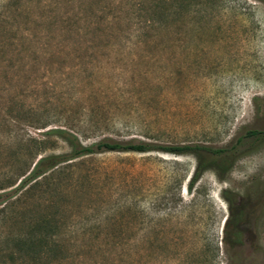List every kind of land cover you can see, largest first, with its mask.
Instances as JSON below:
<instances>
[{"label": "rangeland", "instance_id": "374dc122", "mask_svg": "<svg viewBox=\"0 0 264 264\" xmlns=\"http://www.w3.org/2000/svg\"><path fill=\"white\" fill-rule=\"evenodd\" d=\"M53 128L82 144L241 137L240 152L191 188L192 154L110 151L14 190L33 156L68 151ZM251 128L264 130V0H0V264H264ZM35 223L38 245L7 256Z\"/></svg>", "mask_w": 264, "mask_h": 264}, {"label": "trees", "instance_id": "16d2710c", "mask_svg": "<svg viewBox=\"0 0 264 264\" xmlns=\"http://www.w3.org/2000/svg\"><path fill=\"white\" fill-rule=\"evenodd\" d=\"M49 133H55L62 140H64L68 146V151L62 153H49L41 156H33V159L27 164V166L18 172V182L14 190L21 188H28L37 183L38 177L43 176L47 171L54 169L58 164L67 160L75 159L77 157L91 155L101 152L110 151H130V152H147V151H161L174 155L189 153L195 157L196 163L193 170L188 177L187 187L191 188L193 184L198 180L201 173L207 169L213 170L218 177H222L231 167L235 161L237 154L240 152L237 145L241 141V137L229 146L212 147L205 144H160L151 141H145L140 139H127L116 140L111 137H101L89 144H82L78 139L75 132L69 129L53 128L48 130ZM264 130L259 129H246L244 137L259 139L263 138ZM37 157V158H36ZM14 181H6V186L13 185ZM3 187H0V190ZM13 190V191H14ZM226 201H231V195L227 194V191H222ZM12 191L0 192V204L1 201L7 196H10ZM2 208V207H0ZM227 218L224 219L223 226H225ZM38 225L34 224L25 234H17L9 237L5 240L10 247L8 248V255L12 256L15 252L22 251L28 252L38 245L36 241L31 237L33 228ZM12 258V257H11Z\"/></svg>", "mask_w": 264, "mask_h": 264}]
</instances>
